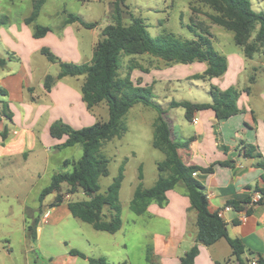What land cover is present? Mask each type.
<instances>
[{
  "label": "rangeland",
  "instance_id": "1",
  "mask_svg": "<svg viewBox=\"0 0 264 264\" xmlns=\"http://www.w3.org/2000/svg\"><path fill=\"white\" fill-rule=\"evenodd\" d=\"M31 1L11 0L3 2V7L12 14L15 21V12L24 11L26 6L31 5ZM191 1L124 0L122 21L124 25H128L131 18L141 19L152 38L174 35L181 40H191L193 35L188 29L189 26L193 27V24L201 21L210 24L203 14L192 13ZM112 2L113 0H45L39 21L49 24L54 37L59 40V44L48 48L56 60V66L58 62H88L92 56L90 45L97 42L100 34L98 30L84 29L81 34H76L72 28L66 31V15L73 14L103 29L112 23ZM250 2L252 4L253 0ZM194 6L200 12H208L197 4ZM209 32L214 51L227 62V70L219 78L207 82L193 79L192 72L198 71L201 74V66H206L204 63L180 65L166 63L147 55H121L118 59V76L125 77L131 62L141 65L142 70L137 68L131 71L136 72V75H131L130 80H140L141 83L143 81V87L149 89L152 81L158 80L151 89L153 101L162 109L167 106L164 101L210 103L209 89L212 86L219 90L234 88L239 93V107L245 104L247 107L259 109L258 97L259 94H264V57L256 54L253 59H246L240 48L234 44L232 33L219 26L211 25ZM75 39L84 43L78 55L74 47ZM40 58L42 62H49L45 57ZM251 78L254 79L252 83ZM69 82L74 88H81L83 77L71 78ZM245 89L249 96L243 94ZM244 95L245 101L242 98ZM92 112L99 122L108 120L105 104L93 107ZM175 112L177 121L173 128L181 125L186 131H192V125L184 118V110L178 108ZM156 117L157 113L152 108L135 104L122 118V137L106 143L96 153L97 157L102 156L109 161V175L98 179L100 194L105 193L118 175L119 168L123 166L124 169L119 191L122 226L118 232L108 234L95 231L89 224L73 218L64 205L54 210L46 209L44 206L54 201V194L39 203L40 191L49 185L50 175L71 170V167L59 168L54 161L50 165L51 172L44 173L34 187L18 186L12 180L7 185L0 186V264H88L86 259L69 256L71 249L81 252L86 258L104 259L107 264H178L179 259L193 246L189 235L193 236L196 232L194 210L189 207V212L185 214L182 241L175 249H167V252H161V244L171 237L174 226L162 216L166 205L160 207L152 203L140 216L130 210V201L136 187L139 184L142 189L152 187L159 176L157 164L165 159L162 152L152 147L153 123ZM82 152V145L77 144L53 153L55 160L78 161ZM140 175L141 180L138 179ZM174 191L186 196L181 185ZM60 195L65 203L86 199L80 191L66 198V186L61 188ZM46 211H49V219L43 222L41 215ZM38 225L42 228L41 232L37 230ZM28 227L36 229L35 239ZM219 244L223 246V253H228L221 264H227L228 259L233 260L231 250L225 241Z\"/></svg>",
  "mask_w": 264,
  "mask_h": 264
},
{
  "label": "trees",
  "instance_id": "2",
  "mask_svg": "<svg viewBox=\"0 0 264 264\" xmlns=\"http://www.w3.org/2000/svg\"><path fill=\"white\" fill-rule=\"evenodd\" d=\"M31 2L32 10L25 19V23L32 26L34 38H42L51 31L49 27L36 23L45 0H32ZM123 4L124 0H113L112 23L100 30V36L93 47L89 63L78 65L58 62L57 76H47L44 80V89L49 92L58 80L66 77H83L80 88L83 103L88 110L105 104L108 109V120L98 121L92 126L81 129H73L61 121L50 125L49 135L54 139L64 140L58 149L81 144L83 152L78 161L65 160L63 162L62 168L71 167V170L55 173L51 177L50 184L39 194V203H42L45 197L55 194L50 207L61 205L64 200L60 195L63 186H66V195H73L80 191L86 199L68 202L66 208L69 214L89 224L95 231L108 234L118 232L122 226L119 191L124 169L123 166L119 168L118 175L105 193L100 194L98 179L109 175V161L105 157H97L96 153L106 143L122 137L124 133L122 118L132 106L142 104L157 113L153 123L152 147L162 152L165 159L157 164L159 176L152 187L142 189L141 184L136 187L130 201V210L140 216L152 203L162 207L167 204L166 193L181 185L185 189L190 208L196 214V232L193 246L179 259L178 264H193L198 255L199 246L210 247L220 240L228 244L231 257L234 258L236 264H251L252 260L243 258L246 251L240 240L229 237L224 220L218 217L217 212H210L204 187L196 176H193V174H211L216 164L227 166L229 163L220 162L207 168L185 165L180 158L179 151L187 148V145L173 140L170 123L165 118V112L161 106L153 101L151 88L140 86V80L134 83L130 80L131 71L137 68L140 70L142 66L131 62L130 69L124 78H119L117 71L118 59L121 55H147L166 63L180 65L205 63L206 69L192 78L204 82L219 78L226 72L227 62L212 47L210 26L216 25L231 32L234 44L240 48L246 59H253L256 54L264 57V12L254 11L249 0H192L190 3L192 13L203 14L210 24L202 21L196 22L193 27H188L193 38L181 40L174 35L152 38L141 19L131 18L130 23L124 25L122 21ZM194 4L207 9L208 12H200ZM4 21L6 20H0V25ZM73 23H79L87 30L96 27L95 23H86L78 16L67 14L64 24ZM41 53L49 62L56 63L55 58L47 49L41 50ZM5 64V60L0 59V67H4ZM253 81L254 79L251 78L250 82ZM244 92L247 90L245 89ZM209 95L211 102L207 104L180 101L171 102L169 107L182 108L188 122H192L194 113L198 111L212 110L217 121L227 120L242 112L237 105L239 93L234 88L221 91L212 86L209 89ZM3 116L10 119L5 107H0V117ZM243 149L244 155L258 160L256 166L264 170V162L260 155L255 153L254 148L247 146ZM138 179L141 180V175ZM259 194L264 196V190H259ZM259 203L260 200L255 205ZM250 204L251 200L230 201L227 206L241 212ZM28 230L32 232V238L35 239L36 229L28 227ZM69 255L86 259L88 264H107L104 259L86 258L84 254L73 249L69 251ZM229 263L230 259L227 261V264ZM256 264H264V258L258 256Z\"/></svg>",
  "mask_w": 264,
  "mask_h": 264
},
{
  "label": "crops",
  "instance_id": "3",
  "mask_svg": "<svg viewBox=\"0 0 264 264\" xmlns=\"http://www.w3.org/2000/svg\"><path fill=\"white\" fill-rule=\"evenodd\" d=\"M7 1L11 0H0V20H6L0 25V59L6 62L4 67H0V107H5L10 119L6 116L0 117V186L7 185L12 180L18 186L27 188L34 187L44 173L51 172L52 162L55 161L62 168L66 160L54 159V151L64 150L58 149L64 140H57L49 135L52 123L61 121L73 129H81L95 124L98 120L93 116V108L88 110L83 103L80 87L74 88L70 84L71 77L56 81L49 92L44 89L45 78L56 77L59 72V66L42 62L40 58L45 57L41 50H48L59 44L50 25L39 21L44 6L36 23L49 27L51 31L42 38H34L32 26L25 23L32 10V2L24 11L17 10L13 21L12 14L3 7V2ZM252 4L254 11L264 12V0H253ZM66 27V31L75 29L76 34H81L84 30L79 23L68 24ZM90 30L100 32L101 29L98 26ZM94 45L95 43L90 45L92 52ZM74 47L78 55L84 43L75 39ZM90 60L66 63L79 65L89 63ZM201 68L204 71L206 66L204 68L202 65ZM197 72H192L191 76L200 74ZM131 75H136V72ZM157 81H152L151 88L155 87ZM143 84L145 83L142 81L140 86L143 87ZM243 94L249 96L248 92L243 91ZM245 95L242 96L243 101L246 99ZM258 99L259 109L247 107L245 104L242 107L238 105L242 112L224 121H217L212 110L195 112L192 122H189L192 131H186L181 125L173 128L177 121L175 110L178 108L169 107L175 101H164L167 106L163 110L170 123L173 140L187 145V148L179 151L185 165L207 168L220 162L229 163L227 166L216 164L211 174L196 175V179L204 187L210 212L223 210L230 201L251 200L255 194H259V190H264V170L256 166L258 160L246 157L243 149L252 146L264 162V94H259ZM54 174L50 175L49 180ZM166 197V210L162 216L174 229L171 237L161 244V252L175 249L182 241L185 214L190 207L188 198L174 190L167 192ZM52 202L53 200L44 207L51 208L49 206ZM66 204L63 200L59 206L66 207ZM55 208L57 207L51 210ZM194 217L196 219L195 213ZM223 220L229 237L240 240L244 246V259L264 257V196L260 195L259 204L248 205L241 212L233 208L224 211ZM37 230L42 231L40 225ZM189 236L194 244V235ZM221 241L224 240L210 247L199 246L193 264H221L228 254L223 253V246H219ZM232 259L229 264H236L234 258Z\"/></svg>",
  "mask_w": 264,
  "mask_h": 264
},
{
  "label": "built area",
  "instance_id": "4",
  "mask_svg": "<svg viewBox=\"0 0 264 264\" xmlns=\"http://www.w3.org/2000/svg\"><path fill=\"white\" fill-rule=\"evenodd\" d=\"M193 123L196 124L195 121H193ZM193 176H196V175L193 174ZM66 198H68V195H66ZM259 200H260V194L257 193V194H255V195L253 196V198L251 199V204H250L249 206H254L255 203L258 202ZM231 209H232V207H230V206H226L223 210H220V211L217 212L218 217L221 218V219H223V212H224V211H230ZM41 217H42L41 220H42L43 222H46V221L48 220V218H49V211L44 212V213L41 215ZM262 258H264V257H262ZM257 260H258V257H255V258L251 261V264H256Z\"/></svg>",
  "mask_w": 264,
  "mask_h": 264
}]
</instances>
